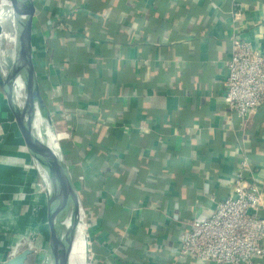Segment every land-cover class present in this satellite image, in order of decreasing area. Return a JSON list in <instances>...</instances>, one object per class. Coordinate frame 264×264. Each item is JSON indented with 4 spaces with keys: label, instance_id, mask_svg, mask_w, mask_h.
<instances>
[{
    "label": "crops",
    "instance_id": "0c3cea01",
    "mask_svg": "<svg viewBox=\"0 0 264 264\" xmlns=\"http://www.w3.org/2000/svg\"><path fill=\"white\" fill-rule=\"evenodd\" d=\"M32 1L38 110L55 127L88 264H208L175 256L186 220L232 195L244 158L264 182V104L243 124L224 103L231 35L264 51V0ZM1 35L4 77L18 45ZM48 212L0 81V264L24 238L25 264L43 263Z\"/></svg>",
    "mask_w": 264,
    "mask_h": 264
},
{
    "label": "built area",
    "instance_id": "2783aa9c",
    "mask_svg": "<svg viewBox=\"0 0 264 264\" xmlns=\"http://www.w3.org/2000/svg\"><path fill=\"white\" fill-rule=\"evenodd\" d=\"M234 5L236 18L241 7L240 3ZM229 42L224 103L246 124L264 104V51L242 33H233ZM249 166L247 158L240 162L232 195L217 201L209 215L186 220L177 258L192 257L208 264H254L257 257L264 256V182L245 176ZM27 244L34 246L31 241Z\"/></svg>",
    "mask_w": 264,
    "mask_h": 264
},
{
    "label": "water",
    "instance_id": "95a60500",
    "mask_svg": "<svg viewBox=\"0 0 264 264\" xmlns=\"http://www.w3.org/2000/svg\"><path fill=\"white\" fill-rule=\"evenodd\" d=\"M13 17L0 21V35L4 32L17 41L15 60L0 81L6 91L15 121L22 133L26 146L33 156L34 165L48 195V227L50 238L42 264H67L72 251V240L83 215L79 217L80 205L74 187L62 168L66 167L58 153L53 151L34 133V123L39 109V95L32 61V24L35 5L32 0H9ZM20 78L24 85L23 106L18 108L13 102V86ZM39 111V110H38ZM40 114V112H39ZM50 159V163L46 161ZM72 205L74 221L65 235H61L56 221L66 207ZM33 248H23L1 264H25Z\"/></svg>",
    "mask_w": 264,
    "mask_h": 264
},
{
    "label": "bare ground",
    "instance_id": "6f19581e",
    "mask_svg": "<svg viewBox=\"0 0 264 264\" xmlns=\"http://www.w3.org/2000/svg\"><path fill=\"white\" fill-rule=\"evenodd\" d=\"M13 17V11L11 8V4L9 0H0V21H5V19H10ZM6 35L9 38H15L12 35L4 32L1 36ZM12 41V40H11ZM16 88L20 90L17 93L18 99L20 100V105H23L21 94H24V85L20 78L16 80L15 84ZM34 133L41 139L50 149L58 153V138L56 135L55 127L50 125V123L44 119L39 114L37 109V114L35 117L34 123ZM46 161L50 163V159L46 158ZM62 171L65 176H67V172L62 168ZM63 215L56 221V227L59 230L61 235H65L69 228L73 223V209L72 206L70 208L66 207L62 212ZM81 216V215H80ZM87 227V226H86ZM89 251H88V242L86 239V230L84 228V223L80 224L72 240V251L70 253V258L67 264H88L89 263Z\"/></svg>",
    "mask_w": 264,
    "mask_h": 264
},
{
    "label": "rangeland",
    "instance_id": "374dc122",
    "mask_svg": "<svg viewBox=\"0 0 264 264\" xmlns=\"http://www.w3.org/2000/svg\"><path fill=\"white\" fill-rule=\"evenodd\" d=\"M3 37H7V36L4 35ZM86 239H87V237H86ZM33 240H34L33 238H31V239H28V238L21 239L19 249L21 250L23 248L29 247L27 243H29L30 241L33 243L34 242ZM87 242H88V240H87ZM31 248H33L35 250L34 246L31 247ZM88 251H89V245H88Z\"/></svg>",
    "mask_w": 264,
    "mask_h": 264
}]
</instances>
